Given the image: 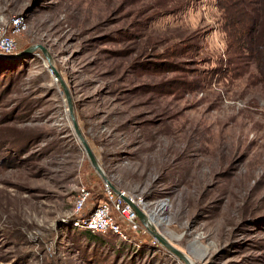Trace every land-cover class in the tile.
<instances>
[{
    "label": "rangeland",
    "instance_id": "obj_1",
    "mask_svg": "<svg viewBox=\"0 0 264 264\" xmlns=\"http://www.w3.org/2000/svg\"><path fill=\"white\" fill-rule=\"evenodd\" d=\"M216 1L0 0L18 44L0 51V264H264V83ZM62 80L110 183L154 201L187 261L125 224L77 227L81 189L94 204L107 182Z\"/></svg>",
    "mask_w": 264,
    "mask_h": 264
},
{
    "label": "built area",
    "instance_id": "obj_2",
    "mask_svg": "<svg viewBox=\"0 0 264 264\" xmlns=\"http://www.w3.org/2000/svg\"><path fill=\"white\" fill-rule=\"evenodd\" d=\"M14 26L16 30L23 29L25 27L23 17H16ZM17 49V41L0 31V51L12 53ZM103 193L96 204L92 205L89 203L90 191L85 188L81 189L74 208L75 215H77V227L99 234H118L124 238L127 234L123 224L135 230L149 232L140 220L134 206L140 208L151 221L154 201L144 199L141 194L131 193L124 189H118L117 193L109 183L105 184Z\"/></svg>",
    "mask_w": 264,
    "mask_h": 264
},
{
    "label": "trees",
    "instance_id": "obj_3",
    "mask_svg": "<svg viewBox=\"0 0 264 264\" xmlns=\"http://www.w3.org/2000/svg\"><path fill=\"white\" fill-rule=\"evenodd\" d=\"M215 6L220 13L219 22L226 37L228 53L234 52L237 60L244 58L247 66L254 65L257 79L264 83V0H217ZM232 63L233 60L228 61L229 65ZM174 65L172 62V66ZM229 71L233 73V70ZM132 230L134 233L143 232L133 228ZM84 231L92 238L99 234L88 229ZM143 233L144 237H152L149 232Z\"/></svg>",
    "mask_w": 264,
    "mask_h": 264
},
{
    "label": "water",
    "instance_id": "obj_4",
    "mask_svg": "<svg viewBox=\"0 0 264 264\" xmlns=\"http://www.w3.org/2000/svg\"><path fill=\"white\" fill-rule=\"evenodd\" d=\"M37 48H38V45H35V46L27 49V51L30 52V51L35 50ZM42 49H43L45 55L47 56V59L50 62L51 69L55 72V74L57 76H60L59 72L51 64V56H50V54L48 53V51L45 48L42 47ZM62 83H63V86H64L65 91H66V95H67V98H68L70 115H71V119L73 121L74 128L76 130V133H77L79 139L81 140L82 144L84 145L85 150L87 151V154H88V156L90 158V161H91L93 167L97 170V172L101 175V177L103 178V180L105 182L111 184L110 180L108 179L107 175L105 174L103 168L101 167L97 157L95 156L92 148L90 147L87 139L85 138V136L83 135V133H82L80 127H79V124H78V121H77V118H76V115H75V112H74V107H73V103H72L70 94H69L68 89H67L65 83L63 82V80H62ZM112 187L118 193V189L115 186H113V185H112ZM134 208L137 211V214H138L140 220L142 221V223L147 227L148 231L154 237H156L162 243V245H164L167 249H169V251L175 253L176 255L180 256L181 258H183L184 260L187 261V259L181 254L179 249L174 247L172 245V243L164 235H162L158 231L157 226L149 220V218L146 216V214L140 208H138L137 206H134Z\"/></svg>",
    "mask_w": 264,
    "mask_h": 264
},
{
    "label": "bare ground",
    "instance_id": "obj_5",
    "mask_svg": "<svg viewBox=\"0 0 264 264\" xmlns=\"http://www.w3.org/2000/svg\"><path fill=\"white\" fill-rule=\"evenodd\" d=\"M151 217V216H150Z\"/></svg>",
    "mask_w": 264,
    "mask_h": 264
}]
</instances>
